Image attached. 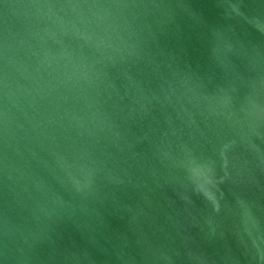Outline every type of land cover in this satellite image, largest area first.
<instances>
[{
  "label": "water",
  "instance_id": "95a60500",
  "mask_svg": "<svg viewBox=\"0 0 264 264\" xmlns=\"http://www.w3.org/2000/svg\"><path fill=\"white\" fill-rule=\"evenodd\" d=\"M0 264H264V0H0Z\"/></svg>",
  "mask_w": 264,
  "mask_h": 264
}]
</instances>
